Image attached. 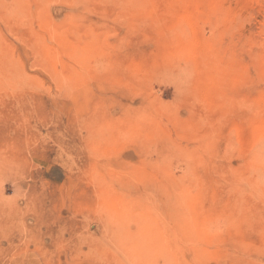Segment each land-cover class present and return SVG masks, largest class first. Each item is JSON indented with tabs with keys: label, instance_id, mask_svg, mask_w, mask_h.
<instances>
[{
	"label": "rangeland",
	"instance_id": "rangeland-1",
	"mask_svg": "<svg viewBox=\"0 0 264 264\" xmlns=\"http://www.w3.org/2000/svg\"><path fill=\"white\" fill-rule=\"evenodd\" d=\"M263 128L264 0H0V264H264Z\"/></svg>",
	"mask_w": 264,
	"mask_h": 264
},
{
	"label": "bare ground",
	"instance_id": "bare-ground-1",
	"mask_svg": "<svg viewBox=\"0 0 264 264\" xmlns=\"http://www.w3.org/2000/svg\"><path fill=\"white\" fill-rule=\"evenodd\" d=\"M261 133H264V128L262 129V132ZM256 139H257V137H256ZM258 140V141H257ZM256 140V143H255V141L253 142V144L255 143L256 144V146L257 147H259V145H260V148L262 149V152L261 153H263L264 152V138L262 137V139L261 140H259V139H257ZM263 140V141H262ZM261 144H263L262 146H261ZM248 146V145H247ZM255 146V145H254Z\"/></svg>",
	"mask_w": 264,
	"mask_h": 264
}]
</instances>
